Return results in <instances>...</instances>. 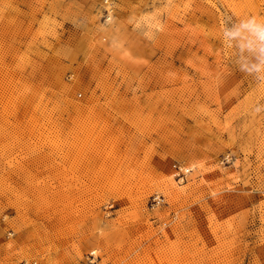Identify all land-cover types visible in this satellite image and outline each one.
<instances>
[{"label": "rangeland", "instance_id": "obj_1", "mask_svg": "<svg viewBox=\"0 0 264 264\" xmlns=\"http://www.w3.org/2000/svg\"><path fill=\"white\" fill-rule=\"evenodd\" d=\"M0 264H264V0H0Z\"/></svg>", "mask_w": 264, "mask_h": 264}]
</instances>
